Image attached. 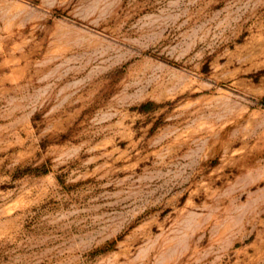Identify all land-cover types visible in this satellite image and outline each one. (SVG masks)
<instances>
[{"label": "rangeland", "instance_id": "374dc122", "mask_svg": "<svg viewBox=\"0 0 264 264\" xmlns=\"http://www.w3.org/2000/svg\"><path fill=\"white\" fill-rule=\"evenodd\" d=\"M0 264H264V0H0Z\"/></svg>", "mask_w": 264, "mask_h": 264}]
</instances>
